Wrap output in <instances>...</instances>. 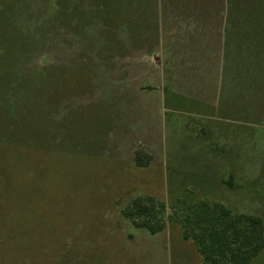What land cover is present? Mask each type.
<instances>
[{
  "label": "rangeland",
  "instance_id": "374dc122",
  "mask_svg": "<svg viewBox=\"0 0 264 264\" xmlns=\"http://www.w3.org/2000/svg\"><path fill=\"white\" fill-rule=\"evenodd\" d=\"M242 23L264 37V0H0V264H208L186 213L264 219V84L217 155L179 54ZM140 196L165 203L161 232L125 215Z\"/></svg>",
  "mask_w": 264,
  "mask_h": 264
},
{
  "label": "crops",
  "instance_id": "0c3cea01",
  "mask_svg": "<svg viewBox=\"0 0 264 264\" xmlns=\"http://www.w3.org/2000/svg\"><path fill=\"white\" fill-rule=\"evenodd\" d=\"M248 24L242 23L243 30L237 34L186 41L179 52L180 58L189 56L197 62L201 79L196 81L194 113L200 130L214 142L211 149L217 155L236 150L234 135L231 136L234 124L243 126L250 122L252 86L259 94L264 84V37L247 35L244 29L249 28ZM240 130L244 131V127Z\"/></svg>",
  "mask_w": 264,
  "mask_h": 264
},
{
  "label": "trees",
  "instance_id": "16d2710c",
  "mask_svg": "<svg viewBox=\"0 0 264 264\" xmlns=\"http://www.w3.org/2000/svg\"><path fill=\"white\" fill-rule=\"evenodd\" d=\"M140 166H149V156L138 152ZM193 209V207H192ZM165 203L154 196L137 197L124 210L139 227L157 234L166 226ZM180 219L185 237L197 242L208 264H249L264 251V219L237 213L219 202H203Z\"/></svg>",
  "mask_w": 264,
  "mask_h": 264
}]
</instances>
